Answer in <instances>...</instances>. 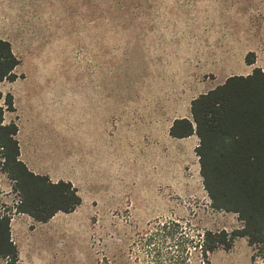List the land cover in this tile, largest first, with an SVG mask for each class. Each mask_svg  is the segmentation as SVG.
I'll return each mask as SVG.
<instances>
[{"label": "rangeland", "instance_id": "rangeland-1", "mask_svg": "<svg viewBox=\"0 0 264 264\" xmlns=\"http://www.w3.org/2000/svg\"><path fill=\"white\" fill-rule=\"evenodd\" d=\"M242 31L264 69V0H0V38L20 59L18 78L0 83L15 107L4 122L17 124L30 170L71 181L82 198L44 223L16 212L0 156V215L18 249L16 263L0 264H144L160 222L240 227L237 214L209 206L198 137L173 138L169 127L224 81L216 67ZM210 264L264 257L237 237Z\"/></svg>", "mask_w": 264, "mask_h": 264}, {"label": "trees", "instance_id": "trees-1", "mask_svg": "<svg viewBox=\"0 0 264 264\" xmlns=\"http://www.w3.org/2000/svg\"><path fill=\"white\" fill-rule=\"evenodd\" d=\"M245 61L255 63L254 52H248ZM19 64L11 43L0 38V83L15 81ZM5 110H15L14 98L0 91L1 168L20 194L16 212L42 223L58 212H73L82 202L78 188L71 181H52L28 168L20 159L18 126L4 122ZM169 135L198 137L195 152L210 208L235 213L242 224L232 231H183L177 222H160L146 239L149 251L144 264H193L195 256L210 264V255L231 249L237 237L247 238L264 257V69L232 75L198 94L190 102V116L175 118ZM9 221L0 215V258L8 256L16 263L18 249L10 237Z\"/></svg>", "mask_w": 264, "mask_h": 264}, {"label": "crops", "instance_id": "crops-1", "mask_svg": "<svg viewBox=\"0 0 264 264\" xmlns=\"http://www.w3.org/2000/svg\"><path fill=\"white\" fill-rule=\"evenodd\" d=\"M234 38L239 43L232 46V51L226 54L229 56V59L223 60L216 67L217 73H221L219 78L224 80L232 75H248L254 67L263 68L259 64L258 57L255 63L251 65L245 61V56L248 52H256V47L250 42V33L248 31H242L239 35L234 36Z\"/></svg>", "mask_w": 264, "mask_h": 264}, {"label": "built area", "instance_id": "built-area-1", "mask_svg": "<svg viewBox=\"0 0 264 264\" xmlns=\"http://www.w3.org/2000/svg\"><path fill=\"white\" fill-rule=\"evenodd\" d=\"M5 261H6L7 264H11V263H9V259L8 258Z\"/></svg>", "mask_w": 264, "mask_h": 264}]
</instances>
